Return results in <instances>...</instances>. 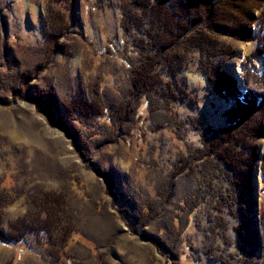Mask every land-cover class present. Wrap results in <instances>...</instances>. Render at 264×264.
Here are the masks:
<instances>
[{
    "label": "rangeland",
    "instance_id": "1",
    "mask_svg": "<svg viewBox=\"0 0 264 264\" xmlns=\"http://www.w3.org/2000/svg\"><path fill=\"white\" fill-rule=\"evenodd\" d=\"M121 2L73 0L67 35L56 36L46 15L58 8L51 0H0V229L7 233L61 196L76 228L61 263L40 233L0 244V264H264V119L251 140L253 200L233 183L226 161L240 145L216 159L198 150L231 105L244 97L256 107L264 94L255 71L264 66L256 58L264 49V3L250 38L219 36L232 52L219 74L232 85L221 94L211 91L198 65L206 58L194 50L179 60L175 80L168 63L157 62L155 91L130 92L128 64L140 57L132 42L141 36L120 25ZM48 30L57 48L46 54ZM175 54L184 56L182 45Z\"/></svg>",
    "mask_w": 264,
    "mask_h": 264
},
{
    "label": "trees",
    "instance_id": "2",
    "mask_svg": "<svg viewBox=\"0 0 264 264\" xmlns=\"http://www.w3.org/2000/svg\"><path fill=\"white\" fill-rule=\"evenodd\" d=\"M51 2L58 5V8L55 10L52 6V9H48L46 15L49 23L54 30L58 31L55 32L56 36L59 33L67 35L66 31L69 28L70 20H73V0H51ZM262 3H264V0H122L120 25H122L124 31L128 24L137 27V31L141 36V38H135L132 42L138 49L139 58L141 59L138 58L136 59L137 62L131 61L128 64L132 68V75L134 76V79L131 78L133 82L131 81L130 92L136 93L137 88H147L150 91H155L159 77L156 78L150 75L157 62L159 66L163 65L164 61L167 62L170 67V77L175 80L176 72L183 65L180 61H183L187 57L188 51L191 50V52L195 51L206 58V60L200 61L201 65L198 62V65L206 76L211 91L216 90V92L220 91L221 94L226 93V84L232 85V80L226 77L227 75L219 77V74L221 65L232 56V52L228 51L230 48L220 43L219 36L226 35L237 39L250 38L249 27L256 19L255 9L257 10ZM170 6H173L174 9H170ZM195 32L199 33L198 38H196ZM46 33L45 53L47 54L49 51L54 52L57 48L56 43H54L57 37L50 30ZM180 45L184 48V56H180L178 59L176 53L170 57L169 52L172 51L173 46ZM262 49L258 52L256 58L264 62V49ZM178 52H182V50ZM213 55H216L217 62L212 59ZM158 71L156 70L155 73L160 76ZM255 71L264 82V66ZM167 75L169 76V73ZM222 78L224 83L220 82ZM153 81L155 84H153ZM137 82H143V85H139L141 86L139 87L136 85ZM250 93L252 92L248 93L252 97ZM258 95L260 100L257 102L256 107L247 104L251 100L247 97L248 101L242 97L236 105H231L232 110L224 113L225 124L218 130L207 129L206 135L209 136V142L205 141L207 147L205 148L204 145L198 149L204 152V156L207 155L216 159L220 154L222 155L223 150L221 149L232 145H240V150L246 153L245 156L240 153V150L233 154L229 150L227 155L229 158L226 161L230 162V165L235 168L232 173L235 178L233 183H239L238 185L240 188L242 187V191L245 189L247 192L243 193V196L248 194L251 200L254 198L250 187L254 176L253 157L255 155L251 151V149H255L251 140L261 136L262 130L259 125H262L261 121L264 119V107L260 105V101L264 100V94L260 92ZM164 96V101H171L166 95ZM67 108L69 109V107ZM242 133H245L244 136L248 138H240ZM198 150L196 153L199 152ZM235 160L236 165L233 164ZM249 160L250 163H248ZM262 162L261 166L264 172V158H262ZM261 174L264 180V173ZM214 179L215 177H212L210 181H220L222 183L221 179ZM231 196L227 193L225 197L230 199ZM56 202L52 203L50 199H45L43 203L39 204L36 217L32 218L28 215L25 219L13 221L5 234L0 229V244L3 242L17 244L22 242L27 234L39 235L43 233L44 239H41L47 244L50 255L57 256L55 258H59L60 263L63 262L60 256L61 250L73 240V235L76 234V228L74 227L75 215L72 209L67 208L64 197H58ZM252 203L253 208L254 202L252 201Z\"/></svg>",
    "mask_w": 264,
    "mask_h": 264
},
{
    "label": "bare ground",
    "instance_id": "3",
    "mask_svg": "<svg viewBox=\"0 0 264 264\" xmlns=\"http://www.w3.org/2000/svg\"><path fill=\"white\" fill-rule=\"evenodd\" d=\"M248 44V43H247ZM138 46V45H137ZM158 51V50H157ZM188 68V67H187ZM195 161V160H194ZM190 162V161H189ZM192 162V161H191ZM189 168H190V166H189ZM167 192V191H166ZM246 193V192H245ZM247 197V196H246ZM187 201V200H186ZM227 201V200H226ZM178 202V201H177ZM230 203V202H229ZM190 210V209H189ZM144 215V214H143ZM145 218V217H144Z\"/></svg>",
    "mask_w": 264,
    "mask_h": 264
}]
</instances>
